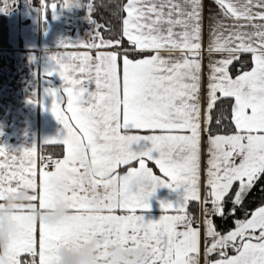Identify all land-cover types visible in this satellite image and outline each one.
Here are the masks:
<instances>
[{
	"label": "snow or ice",
	"instance_id": "snow-or-ice-1",
	"mask_svg": "<svg viewBox=\"0 0 264 264\" xmlns=\"http://www.w3.org/2000/svg\"><path fill=\"white\" fill-rule=\"evenodd\" d=\"M213 3L217 12L208 17L209 75L204 97L203 0H126L120 6L122 36L116 40L102 38L101 26L92 18L93 4L85 5L95 26L92 40L61 41L58 47L115 50L97 51L94 57L89 52L49 56L53 67L43 75L62 83L59 88L46 86L44 93L51 98L48 110L64 133L44 142L62 143L63 159L50 161L48 171L41 157L37 183L35 143L11 150L0 145V200L7 192L24 189L31 210L44 212L58 195L52 190L53 179L65 175L69 179L63 197L72 206L54 224L34 220L29 208L17 210L13 220L18 231L0 253V264H56L57 244L72 249L91 236L103 240L96 257L101 264L108 246L145 247L148 255L143 264H200L202 235L205 264H264V205L246 212L243 219H233L234 227L226 232L214 222L215 217H235L264 180V0ZM73 4L77 0H63L60 8ZM51 9L55 19L57 5L51 4ZM40 15L42 20L47 17L45 0ZM124 38L132 48L121 51ZM130 51L153 54L130 59ZM214 53L221 58L214 60ZM241 54L251 55L252 67L233 78L230 66ZM34 97L29 102L43 107ZM221 98L234 100L235 130L211 135L212 112ZM202 99L206 103L203 126ZM216 123L220 125L222 117ZM204 133H209L206 152ZM202 154L206 155L203 163ZM133 161L138 167H128L124 175L117 173L119 166ZM147 161L156 165L160 176ZM85 165L92 174L83 175ZM104 176L109 179L103 181ZM132 179L137 186L127 192ZM93 188L103 190L96 205L89 203ZM159 188L179 190L180 196L176 202L159 201L162 212L174 214L153 220L146 213ZM190 201L200 204L202 220L188 212ZM114 209L127 214H112ZM228 249L236 254L228 255ZM212 254L219 258L209 260Z\"/></svg>",
	"mask_w": 264,
	"mask_h": 264
},
{
	"label": "crops",
	"instance_id": "crops-1",
	"mask_svg": "<svg viewBox=\"0 0 264 264\" xmlns=\"http://www.w3.org/2000/svg\"><path fill=\"white\" fill-rule=\"evenodd\" d=\"M71 3L72 0H69ZM126 2V0H125ZM204 3V29L202 36V74H201V87H202V97L206 95L207 80L209 75V56L206 51L208 43V17L210 13L217 12V6L213 3V0H203ZM21 10L24 5L29 7L26 0H20ZM78 4V0H77ZM73 4L69 8H64L63 10L57 9L59 13H65L69 17L77 18L79 17L78 11L79 6ZM23 6V7H22ZM51 8V7H50ZM31 9V8H30ZM40 9H38V14H40ZM20 23H27V15L25 12H19ZM49 19V18H48ZM82 22L84 21L83 33L80 38L79 43H88L92 40L93 34L95 32L94 22H90L87 17H82ZM30 21V20H29ZM45 26L47 24L45 23ZM92 27V28H91ZM44 28V27H43ZM91 28V29H90ZM93 29V30H92ZM78 34H75L73 40H77ZM126 39V38H125ZM127 40V39H126ZM11 45V44H10ZM110 48H100V49H87L82 47H58V46H43L38 42L36 45L31 47H24L23 45L17 48H11L9 50L0 51V145L7 146L11 149L27 148L33 143L36 145L35 159L37 163V183L39 177V160H40V147L43 145H60L64 149L65 146L62 143H45L44 139L49 137H57L64 133L63 126L59 124L51 112L48 110L51 104V98L45 95L44 88L46 86H51L59 88L61 81L59 78L53 76L47 78L43 73L50 70L53 65L49 60L51 54H81L83 52H89L93 57L97 51H112ZM147 56L152 55L150 51ZM166 55V54H165ZM146 57V56H145ZM144 58V57H142ZM139 58V59H142ZM212 58L214 60L220 59V54H213ZM121 58V65H122ZM35 94L34 99L39 102H43V107L39 103H30L29 100ZM66 99V98H65ZM234 103V100H233ZM66 107V104H65ZM206 108V103L202 99L201 110H202V126H203V111ZM138 130H132L133 134H137ZM138 134H147L143 131H139ZM208 133L203 134L202 146L204 152H206ZM137 145H133L132 149L136 150ZM63 155V157H64ZM61 157L60 159H63ZM58 159V160H60ZM206 160V155L202 154V163ZM135 163V164H134ZM131 164H134L130 166ZM130 167H138V162H131ZM125 165H121L117 168L120 169ZM147 166L152 168L155 175L160 176L161 173L156 165L152 161H147ZM116 170V171H117ZM127 169L120 173L119 175L126 174ZM204 174L202 172V180ZM69 177L62 175L56 177L52 181V190L58 195L56 199L46 206L44 212L39 210H31L32 205L30 202L29 193L24 190H14L5 193L2 200H0V236L6 235L7 244H12L16 233L18 231L17 225L13 220V216L16 214L17 210L21 208H29L31 211L29 215L34 220H37V215H39V221L45 224H54L59 222L66 214L57 215L61 207L71 208V203L64 199L63 191L65 184ZM103 181H107V176L101 178ZM94 189V188H93ZM92 189V190H93ZM92 190L89 196L92 194ZM180 192H172L167 188H159L156 190L154 197L150 198V210L146 213L147 218L158 219L160 215L163 214H174V213H164L159 207V201L168 200L171 202H176L179 199ZM107 214V213H105ZM112 214L124 215L127 214L126 210L114 209ZM137 214H142L137 212ZM49 217H55V219L49 221ZM203 231V227L201 226ZM38 240V233H37ZM96 240L95 248L99 251L98 246L103 243L101 238L96 236H91L88 239L81 242L77 247L68 249L63 244H57L55 249H61L64 253V258L71 259L75 256L77 251L82 247L86 246ZM6 244V250L9 248ZM109 247V246H108ZM106 247L105 249H107ZM114 248V247H112ZM137 247L129 248H114L115 252L112 254L116 257L117 253L128 252L131 253ZM5 250V251H6ZM106 252V251H105ZM108 256V252H106ZM236 254V253H235ZM234 254V255H235ZM61 257L56 256V264H60ZM204 245H203V235L201 242V252H200V264H204ZM112 264H136V262L131 259H113Z\"/></svg>",
	"mask_w": 264,
	"mask_h": 264
},
{
	"label": "trees",
	"instance_id": "trees-1",
	"mask_svg": "<svg viewBox=\"0 0 264 264\" xmlns=\"http://www.w3.org/2000/svg\"><path fill=\"white\" fill-rule=\"evenodd\" d=\"M32 9L38 10L41 7V0H26ZM55 3L57 9L63 4V0H45V10L47 18H49L51 4ZM88 3L93 4L92 18L100 25V34L105 40L111 39H121V27H122V16L123 13L120 11V6L125 3V0H78L79 11L78 15L87 17V8L85 5ZM11 48L9 41V25L7 15L0 14V51L9 50ZM132 46L124 38L122 39L123 49H131ZM113 49V48H110ZM115 50V49H113ZM149 53L137 54L135 51L129 52L130 59H139L147 56ZM122 58V57H121ZM252 67L251 55L241 54L238 61H234L230 66V75L235 78L244 71H250ZM233 99L232 98H221L217 101L216 107L212 112V122L209 125L211 135H228L234 132V124L231 122V109H232ZM222 117V123L217 125L216 119ZM209 134V133H208ZM64 155V149L60 145H43L40 147V158H53L55 160L60 159ZM135 164V163H134ZM131 164L130 166L134 165ZM124 166L117 170L120 174L124 172L128 167ZM264 187V180L260 181L257 186L248 195L244 207L238 210L235 217H229L227 220L221 219L219 217L214 218V222L217 229L221 232H226L234 227L233 219H243L245 213H250L257 207L264 205V191L261 188ZM200 204L196 201H190L188 205V212L194 217L198 218ZM229 205L226 206L227 208ZM235 251L228 249V255H234ZM219 258L218 254H212L208 257L209 260H215ZM205 264V262H204Z\"/></svg>",
	"mask_w": 264,
	"mask_h": 264
},
{
	"label": "rangeland",
	"instance_id": "rangeland-1",
	"mask_svg": "<svg viewBox=\"0 0 264 264\" xmlns=\"http://www.w3.org/2000/svg\"><path fill=\"white\" fill-rule=\"evenodd\" d=\"M0 8L5 9L0 11V14L8 17L9 41L13 48H17L20 45L31 47L38 42L44 47L48 45L58 46L61 41L69 43L80 42L79 40L83 33V16L73 18L65 13L56 11V18L53 19L52 9L50 8L49 19L46 17V19L42 20L38 10L31 7L30 9L24 5L22 11L26 13L28 20L25 21L27 23L22 24L19 22L20 18L18 16L19 12H22L20 11V0H0ZM45 23L47 26H45ZM75 34H78L77 40H73ZM10 245V243L7 244V247Z\"/></svg>",
	"mask_w": 264,
	"mask_h": 264
},
{
	"label": "clouds",
	"instance_id": "clouds-1",
	"mask_svg": "<svg viewBox=\"0 0 264 264\" xmlns=\"http://www.w3.org/2000/svg\"><path fill=\"white\" fill-rule=\"evenodd\" d=\"M92 169L89 165H85L84 173L83 175L87 176L92 174ZM109 179V177H107ZM137 186V180L132 179L129 181L127 185V192L133 191ZM127 192L125 193L127 195ZM103 195L102 188H94L92 190V194L89 196V203L92 205L98 204L101 197ZM70 208L68 207H61L57 213L59 214H68ZM55 219V217H49V221ZM37 220H39V215H37ZM96 240H93L92 243L82 246L74 257H72L70 260L64 258V253L61 249H55L54 255L60 256V264H101V262H98L96 257L98 256V251L95 248ZM6 244H7V238L6 235L0 236V253H3L6 250ZM104 251L108 252V256L105 257L102 264H112L113 259H119L124 260L131 258L133 259L136 264H143V261L146 259L148 255V249H146L143 246H139L135 248V250L131 253L123 252V253H117L116 257H113L112 254L115 252V249L109 246L107 249H104Z\"/></svg>",
	"mask_w": 264,
	"mask_h": 264
},
{
	"label": "built area",
	"instance_id": "built-area-1",
	"mask_svg": "<svg viewBox=\"0 0 264 264\" xmlns=\"http://www.w3.org/2000/svg\"><path fill=\"white\" fill-rule=\"evenodd\" d=\"M52 160H55V159H53V158H44V163L46 164V170H48V171H51L52 170V164H51V162L50 161H52ZM40 166H41V159L39 160V169H40ZM201 206H199V212H198V218L200 219V220H202L203 219V217H202V215H201ZM202 226V224L200 225V227Z\"/></svg>",
	"mask_w": 264,
	"mask_h": 264
}]
</instances>
